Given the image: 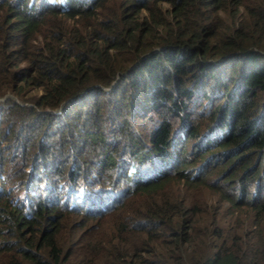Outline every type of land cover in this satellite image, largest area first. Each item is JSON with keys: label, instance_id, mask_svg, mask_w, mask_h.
<instances>
[{"label": "trees", "instance_id": "16d2710c", "mask_svg": "<svg viewBox=\"0 0 264 264\" xmlns=\"http://www.w3.org/2000/svg\"><path fill=\"white\" fill-rule=\"evenodd\" d=\"M59 1L0 0V95L21 98H0V138L40 134L30 153L6 150H26L44 180L45 164L54 168L47 199L30 205L0 185V264H264V0ZM126 144L164 174L125 175L135 185L126 208L83 210L61 183L79 185L75 158L102 155L118 173ZM204 181L222 193L213 212ZM224 201L250 204L256 229L242 237L218 224ZM70 211L112 215L84 239L88 223Z\"/></svg>", "mask_w": 264, "mask_h": 264}, {"label": "clouds", "instance_id": "9594fccd", "mask_svg": "<svg viewBox=\"0 0 264 264\" xmlns=\"http://www.w3.org/2000/svg\"><path fill=\"white\" fill-rule=\"evenodd\" d=\"M59 2L65 4L67 1L60 0ZM54 131L56 133L52 136H56L55 141L59 143L64 142V140L61 139L63 131L59 132L57 127H55ZM147 139L144 143H147ZM130 141L132 140H129L128 143ZM21 143L23 144L24 141ZM120 150V154L118 155V159L120 160L117 168L119 170L118 173H116V170L113 169L111 165H108L107 168L103 167L104 165L100 162L102 155H96L93 153L90 156L79 155L75 158L78 161L77 163H79L78 166L80 167V172L83 176L79 179V185L76 186L70 181L65 184L64 182L61 183L66 186L69 192L72 193L73 197L79 201V203L76 204L81 205L83 210H89L96 207V210L92 211L111 212L115 211V209H118L123 203L128 201L135 185L132 183H126L124 178L127 174H131V177L134 180L140 181H147L164 174L159 171V163L153 164L148 162V160H139L140 153L135 145L129 149L128 144L122 145ZM127 150H129V153L126 152ZM22 153L26 155V150L22 149L19 156ZM11 154L14 155L15 153L11 152ZM8 156H10V154L5 155V157ZM69 156L74 159L72 155ZM31 161L32 159L29 161L26 160V162L22 160L23 166L19 167L24 174V188L20 191L18 190V193H15V196H19L17 197L18 199L21 198L20 203L23 205H26L27 203L30 205L31 201H36L40 198L47 199L49 191H46L44 187L47 183L46 179L48 178L49 171L54 169L45 164L44 170H47V172L43 173V175L45 174L44 180L40 172H38V176L33 174V171L38 169L34 167L32 163L30 165ZM2 164L3 160L0 162V167ZM4 175V171L0 170V178ZM21 188L22 186H19V189Z\"/></svg>", "mask_w": 264, "mask_h": 264}, {"label": "rangeland", "instance_id": "374dc122", "mask_svg": "<svg viewBox=\"0 0 264 264\" xmlns=\"http://www.w3.org/2000/svg\"><path fill=\"white\" fill-rule=\"evenodd\" d=\"M166 4L168 5L169 3L166 2ZM25 64V62H22L20 65H23ZM33 87V86H31ZM37 89V88H36ZM41 89H37V90H31L29 91L28 95L31 96L34 92H40ZM8 96H13V97H18V96H15V94L13 93V91H5L4 93H2L0 95V98H4V97H8ZM20 98V97H18ZM21 99V98H20ZM26 99H24V102H25ZM29 101V100H27ZM204 104H207L208 105V101L205 99L204 101ZM204 104L202 103L201 104V123H202V130H205L207 129V127L204 125L206 123V121L209 120V110H208V106H204ZM4 122V121H3ZM3 125H6V123H2ZM149 123L145 124V126H148L149 128ZM4 127V126H2ZM141 128H144L143 125L139 126ZM145 130V129H144ZM42 131V130H41ZM39 134V133H38ZM51 136V135H50ZM40 134L35 136V137H30V138H25L24 140V143L26 145V150L27 152H31V151H34L38 148V141L40 139ZM16 138V137H15ZM23 140H21L20 142H22ZM185 141V140H184ZM4 142H7L8 145H11V144H17L18 147H21L23 146V144L21 145V143H19L17 141V139H14V137H11V138H6L4 139H1L0 138V162L3 160V164L1 165L0 167V170H3L5 175L0 178V184L3 185V187L5 186V188L7 189L8 192L7 193H18V190H22L24 188V180H23V176L24 174L22 173V171L20 170V166L22 167V159L20 158V156L18 157V159L15 158L14 155L11 154V152H7L6 150V146H5V143ZM192 146V143H191V139L189 138V140L186 141V144H185V147L186 148H190ZM18 152V151H16ZM6 154H10V156L8 157H5ZM32 161L30 162V165H31ZM240 163V162H239ZM241 165L243 164V162L240 163ZM27 165V164H26ZM210 166L209 165H206L205 167H202L201 169V173L202 172H205L207 171V169L211 170L209 168ZM25 171V170H23ZM263 173H264V170H263ZM218 176V175H216ZM216 176H211V178L213 177H216ZM221 177V175H219ZM203 181V180H201ZM181 182L183 184H187L186 181L184 180H181ZM263 183H264V176H263ZM19 186H22L21 189H19ZM234 187V185H233ZM250 187H254V185H250L249 186V190H250ZM201 189H203V193L206 195V202L207 203H210V205L208 206V209L213 212V208H212V204L213 205H217L218 201L221 202L220 200H218L219 198H222V193L217 191V192H214V188H209L208 184L206 183V181H204V184H201ZM251 191V190H250ZM5 198V197H4ZM2 197V199L0 200V202L3 201L4 199ZM12 199V198H11ZM13 200V199H12ZM129 202L130 200H128L122 207L118 208L121 209V208H126L128 205H129ZM1 205V203H0ZM204 206H202V208H207V204H203ZM244 206L242 207H237L235 208L233 205H231V203H229L228 201H224L223 202V206H222V210L220 212V219L217 221L218 224H221V225H224L226 228L228 229H231L232 231H235L236 234L240 233L241 236L243 237L245 235V232H250L252 231L253 229H256V225L253 224L254 223V217L255 215H253L251 213V207L250 204L246 203L243 204ZM249 205V206H248ZM215 210V208H214ZM117 211V210H116ZM114 212V211H113ZM67 218L73 222V220H77V221H80V222H83V223H88L87 225L84 226V228L80 229V235L82 238L86 239L88 237V234L86 232V228H90V227H94L92 228L91 231H94L97 227H100L101 225L105 224L104 220L107 219L108 217H110L112 214L108 213L106 215V218H103V219H100V220H90V219H83L82 216L80 214L82 213H79V212H75V211H70V212H67ZM219 216V215H218ZM89 217V216H88ZM213 214L211 213L210 214H201V219H202V222H201V225L202 226H209L208 222L213 218ZM65 218V217H63ZM93 219V218H91ZM111 219V217H110ZM109 218L107 219V221L110 220ZM60 221H62V218H60ZM64 221V219H63ZM65 223L63 224V226L61 227V233L62 235L65 237V238H71V240L74 239V236H77V235H72L71 237H69L70 235H68L70 232V230L64 226ZM114 225L119 228V223L117 222V219L116 221L114 222ZM0 226H2L0 224ZM89 233V232H88ZM151 244L155 245V248L157 249V257H160L162 255H167L168 252L165 251V248L162 244L161 241H157L156 243H153L151 242ZM147 257V254H144V258ZM141 264H145L143 262H141Z\"/></svg>", "mask_w": 264, "mask_h": 264}]
</instances>
